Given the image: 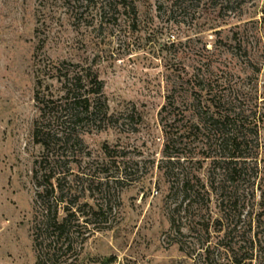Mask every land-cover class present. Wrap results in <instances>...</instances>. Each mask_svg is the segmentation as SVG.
Listing matches in <instances>:
<instances>
[{"label":"rangeland","instance_id":"rangeland-1","mask_svg":"<svg viewBox=\"0 0 264 264\" xmlns=\"http://www.w3.org/2000/svg\"><path fill=\"white\" fill-rule=\"evenodd\" d=\"M225 67L252 116L232 213L211 194L221 153L193 127L201 77ZM68 70L98 76L114 119L48 152L37 80L58 100ZM42 159L59 217L75 213L70 250L47 264H264V0H0V264H38Z\"/></svg>","mask_w":264,"mask_h":264},{"label":"trees","instance_id":"trees-1","mask_svg":"<svg viewBox=\"0 0 264 264\" xmlns=\"http://www.w3.org/2000/svg\"><path fill=\"white\" fill-rule=\"evenodd\" d=\"M244 55L249 57L247 51ZM249 63H253L250 57ZM233 70L234 68L225 67V70L219 71L217 75L209 71L207 76L201 77L204 82V90L198 102L202 109L201 121L193 126L194 130L201 131L203 125L209 132L208 135L213 136L215 147L221 153L218 161L224 178L219 188L211 184V194L220 198L219 208L223 212L229 209L231 213L239 204V184L246 172L241 163H246L249 159L245 150L248 149L250 134L244 120L252 117L247 116L248 110H245L242 104V93L235 88L236 74ZM56 71L62 73L61 68H56ZM193 78L199 79L196 76ZM52 79L60 83V99L55 100L52 92H44L40 77L35 92V101L40 105L41 114L35 122L33 137L36 144L41 145L44 150L50 152L56 147L70 145L79 127L97 125L103 128L112 123L114 115L110 112L105 98L104 85L91 70H88L86 75L72 74L68 70L66 73L52 76ZM51 163L48 159L35 162V182L37 187L42 189L37 192L35 201L36 207L40 205V219L36 218L32 230L38 264L55 261L60 253L70 250V218L75 216V213H71L63 218L59 217L57 208L61 201L55 196L57 186L52 183V180L57 183L59 179L56 178L57 174L51 168ZM40 178L46 182L41 183ZM189 186L188 182L183 186L187 193H191L193 189L192 187L189 190ZM195 193L199 195L201 192ZM63 211L69 213L67 208ZM93 214L99 216L100 213L93 211ZM86 217L89 216L84 217L86 225L89 226L91 222ZM242 263L243 260L233 261V264ZM214 264L220 263L215 261Z\"/></svg>","mask_w":264,"mask_h":264}]
</instances>
